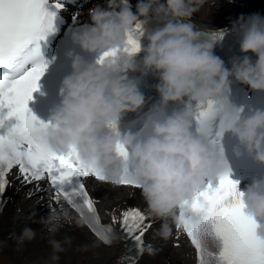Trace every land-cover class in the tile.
<instances>
[{
  "label": "clouds",
  "instance_id": "obj_1",
  "mask_svg": "<svg viewBox=\"0 0 264 264\" xmlns=\"http://www.w3.org/2000/svg\"><path fill=\"white\" fill-rule=\"evenodd\" d=\"M203 3L204 0H138L133 12L129 0H108L106 8L91 9L90 24L73 32V43L89 54L121 51L102 63H86L69 53L72 73L62 81L60 107L43 135L51 152L67 155L74 149L83 166L95 168L106 181L115 184L129 167L128 161L117 154V145L126 148L149 214L165 221L156 234L164 240L171 234L166 221L178 223L181 205L191 202L197 190L218 185L217 180L209 178L216 149L190 130L192 111L186 108L169 115L166 106L169 102H183L184 98L197 105L227 100L229 77L253 91L264 92V17L241 16L233 24L232 31L238 34L240 51L245 55L233 60L229 70L213 54L212 44L198 40L191 23L173 22L189 18ZM155 16L167 18L166 22L147 35L148 44L140 51L144 52V71L159 74L156 91L160 104L138 132L121 135L117 131L121 115L137 111L145 102L128 78L129 72L137 70L134 54L122 49L128 46V34L134 26L138 22L146 24L149 17ZM249 52L257 57L255 62L246 55ZM11 86L9 81L0 80V90ZM229 129L239 142L234 149L236 156L246 153L264 164V110L239 115ZM243 203L245 215L257 224V238L264 240V180L252 184L244 193ZM58 219L54 215L47 219L49 232L58 230ZM183 219L202 226L204 214L186 205ZM34 236L33 230L25 229L18 242L22 244ZM50 243L54 252L63 250L58 241Z\"/></svg>",
  "mask_w": 264,
  "mask_h": 264
},
{
  "label": "snow or ice",
  "instance_id": "obj_2",
  "mask_svg": "<svg viewBox=\"0 0 264 264\" xmlns=\"http://www.w3.org/2000/svg\"><path fill=\"white\" fill-rule=\"evenodd\" d=\"M64 8L61 0H0V72L4 73L0 80H7L12 85L6 91L0 90V195L9 185L7 176L14 168L27 183L47 180L57 203L63 198L81 217L92 215L89 227L101 241L109 244L113 226L118 224L131 246L140 250L143 236L151 226L147 224L145 214L138 208L129 207L118 215L113 212L111 223L102 224L84 178L104 181V176L95 168L83 166L74 149L67 155L51 152L43 135L52 123L38 120L28 107L50 63L42 58L41 44L50 35L57 34L58 13ZM77 16L78 13L72 16L74 25ZM86 27V24L79 25V28ZM143 34L144 27L138 22L128 34V46L122 50L130 55L138 53ZM221 36L222 33L215 34L216 38ZM118 51L121 49L104 51L96 63H102ZM226 101H209L197 105L195 111L191 110L200 136L214 147L225 129L231 128L240 115ZM13 119L15 123H10ZM214 127L217 130L212 137ZM117 154L128 161L126 148L117 145ZM220 155L222 157V150ZM119 184L139 188L136 176L131 175L128 168ZM243 196L244 193L238 190V182L232 180L226 170L215 188L209 184L206 190H197L191 202L181 205L177 228L189 238L197 264H264V240L257 238L256 222L244 213ZM186 205L194 212L204 214L202 226H193L183 219ZM217 240L221 242L219 247ZM126 261L136 264V257L128 256Z\"/></svg>",
  "mask_w": 264,
  "mask_h": 264
},
{
  "label": "bare ground",
  "instance_id": "obj_3",
  "mask_svg": "<svg viewBox=\"0 0 264 264\" xmlns=\"http://www.w3.org/2000/svg\"><path fill=\"white\" fill-rule=\"evenodd\" d=\"M132 1L136 6L138 0ZM226 1L204 0L197 11L183 20L209 29H219L233 25L241 16L264 15V0H240L244 1L245 8L220 9L221 3ZM160 2L163 3V0ZM107 5L102 4V7L106 8ZM10 180L0 210V264H55V261L58 264H127L123 260L127 247L119 232L111 245H103L62 200L58 203L52 201L48 190L24 185L13 176ZM86 181L90 192L99 199L98 208L105 222L111 223L113 212L118 215L121 210L135 204L147 215L146 221H152L143 236L142 248L134 255L136 264H195L194 248L182 230L174 228L172 219L166 221L171 229L169 238H158L156 234L165 221L149 214L143 196L134 194L141 193V190L113 185L105 180L88 178ZM37 197L42 199L40 203ZM53 215L59 217L55 233L49 232L46 223ZM115 227L119 230L118 224ZM25 229L33 230L35 236L21 244L18 238ZM15 231L18 237L9 241L10 233ZM52 240L58 241L63 250L54 252L50 243ZM54 255L58 259H53L55 261L51 263Z\"/></svg>",
  "mask_w": 264,
  "mask_h": 264
},
{
  "label": "rangeland",
  "instance_id": "obj_4",
  "mask_svg": "<svg viewBox=\"0 0 264 264\" xmlns=\"http://www.w3.org/2000/svg\"><path fill=\"white\" fill-rule=\"evenodd\" d=\"M222 4V6H221V8L220 9H226V10H239V9H241V8H235V7H232V6H228V4H226L225 2L224 3H221ZM245 8V7H244ZM41 194V193H40ZM39 197H41V196H39ZM39 197H37L38 198V200H39V203L42 201V199H39ZM36 198V199H37ZM41 205V204H40ZM41 207H42V205H41ZM18 237V233H17V231H15V232H11L10 233V237H9V241L10 240H13V239H15V238H17ZM4 244V243H3ZM49 260V259H48ZM55 260H53V258H51V263L52 262H54ZM46 262H47V260H46ZM55 264H58V262L57 261H55Z\"/></svg>",
  "mask_w": 264,
  "mask_h": 264
}]
</instances>
